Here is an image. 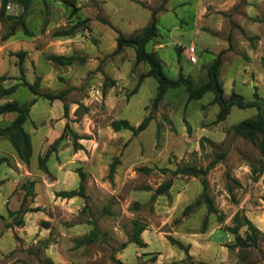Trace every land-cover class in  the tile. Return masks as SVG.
I'll return each mask as SVG.
<instances>
[{
	"label": "rangeland",
	"instance_id": "1",
	"mask_svg": "<svg viewBox=\"0 0 264 264\" xmlns=\"http://www.w3.org/2000/svg\"><path fill=\"white\" fill-rule=\"evenodd\" d=\"M66 1L31 0L25 11L12 1L0 16V87L20 84L22 67L26 81L38 83L39 93L18 85L0 104L35 99L24 126L30 133L51 114V129L63 139L61 155L55 148L50 166L56 170L63 165L67 173L61 186L47 184L56 178L38 162L46 154L39 156L40 138L51 131L45 125L40 137L33 134V166L24 164L0 136V160L7 159L0 161V264H264V156L259 138L251 141L234 131L235 125L253 119L257 109L233 107L224 121L216 122L219 108L213 95L189 100L181 86L168 90L152 111L155 79L145 78L132 93L148 65L135 64L133 48L114 53L116 31L140 33L156 11L157 36L147 50L160 58L168 77L182 74L200 86L207 81V67L223 51L225 97L235 91L248 101L255 92L264 98V0H70L75 10ZM68 30L70 35H56ZM9 33L13 35L7 37ZM193 46L196 63L189 60ZM51 55L75 61L59 65ZM43 94H63L65 102ZM55 101L62 114L56 113ZM150 113L149 126L138 135L111 126L126 119L137 127ZM59 120L63 129L55 126ZM7 124V119L0 121V128ZM214 161L207 180L217 212L208 213L202 203L185 216V208L202 194V178L172 177L160 170L206 168ZM143 167L152 171H141ZM80 172L86 174V199L59 197L60 188L79 189ZM170 178L168 195L152 199L153 191L142 190L156 189ZM29 182H34L32 188ZM25 195V208L36 211L24 214V224L16 226L19 216L8 210H18ZM237 213L259 229L257 246L234 247L236 235L230 228ZM134 221L146 228L141 234L145 247L128 243ZM92 232V243L78 245ZM238 234L245 237L246 227ZM169 237L189 245L192 259Z\"/></svg>",
	"mask_w": 264,
	"mask_h": 264
},
{
	"label": "trees",
	"instance_id": "2",
	"mask_svg": "<svg viewBox=\"0 0 264 264\" xmlns=\"http://www.w3.org/2000/svg\"><path fill=\"white\" fill-rule=\"evenodd\" d=\"M15 2L16 4L21 5L24 8V11L30 5L31 0H1V10L0 16L4 17L6 14V7L10 2ZM69 6H71L74 10L77 9V6L74 1H66ZM156 11H152L151 13V21L148 25H146L143 30L135 35L126 36L120 31L117 32V46L115 50V54H119L124 48L130 47L134 49L135 52V64L139 65L140 63H145L148 65L149 70L147 73L142 74L139 77L138 83L133 90V94H136L144 81L147 77H152L157 82V92L152 101V111H155L160 102L163 100L164 96L168 92V90L172 88H179L181 86L185 87L188 93L189 100H199L201 99L206 93H211L213 95V104L217 105L219 111L216 116V122L224 121L227 116L230 114L231 109L233 107H237L239 109H250L256 108L257 114L253 119L242 121L241 123L234 126V131L236 135L243 136L245 138L250 139L251 141H255L256 139H260L259 142V149L261 154L264 156V98H260L258 94L254 93V100H245L244 97L235 91H232L228 98L225 97V90L223 84L220 80V71L223 63V51L220 52L214 61L207 67V81L200 85L195 86L193 80L189 77H184L182 74L179 75L177 79H171L165 73L162 62L160 58L152 52L147 50V45L157 36V18H156ZM23 29L26 31L25 26ZM72 33L71 30L68 31H61L57 32V36H64L70 35ZM13 35V33L7 34L8 36ZM5 37V36H4ZM22 59V58H21ZM49 59L54 61L59 65H71L74 63L75 58L72 56H64V55H51ZM21 78L20 84H16L9 88L0 87V99L12 95L18 85L26 86L33 94L39 95L37 91L38 83L31 84L26 81L24 76V70L21 67ZM106 87V86H105ZM104 87L103 94L106 95V88ZM42 97H45L49 100H61L65 102L63 94H43ZM36 102V100H32L29 103L20 104L18 102H7L4 104H0V115L14 113L15 119L7 124L6 126L0 128V136L6 137L11 146L13 147L14 151L18 155L19 159L26 165H29L33 155V147L32 141L29 133L25 130L24 125L28 121L29 112L31 106ZM64 113L67 114L68 108L64 104ZM151 111V112H152ZM152 114L146 117L139 126L135 127L130 124V122L126 119L115 120L112 122L111 126L115 131L120 130H129L134 135H138L139 133L143 132L149 126L151 121ZM68 129V124L65 126V130ZM63 139L61 135L59 139L50 147V149L46 152L45 156L40 157L38 159L39 166L46 174H49V170L47 168V161L51 157L52 153L55 151L56 146L60 143ZM75 148L77 149V142L75 139ZM1 162L7 161L6 158H2ZM118 158L111 164L109 176L113 177L116 171V164L118 163ZM216 161L212 162L206 168H197L194 166H185L179 167L175 170H168V169H161L160 171L163 174L168 172L171 173L172 177L179 176V175H187L193 177H201L202 178V194L199 199L195 201L194 204L187 206L184 210V215L186 216L190 211L194 208L200 206L202 203L206 204L208 213H215L217 212L214 202L208 193V180L207 175L209 170L216 165ZM141 171L146 173H150L152 169L150 168H141ZM85 180L86 174L80 172V185L78 190H71V191H63L59 192L57 195L62 198H74V197H82L86 199L85 195ZM30 187L34 186V182H29ZM173 186V178L163 182L160 184L156 189L151 188L150 186H146L142 188V190L146 191H153L152 199H156L158 196L168 195L170 189ZM229 191L231 192V188L228 187ZM28 196L25 195L21 202V206L18 210H8L10 216L17 217L18 219L15 221L16 226H22L24 224L23 215L29 211H36L34 209H26L25 204L27 202ZM138 205V204H136ZM234 223L236 224L234 227L230 228L232 232L236 235L235 239L236 242L234 247H239L240 249H245L251 245L257 246L258 243V236L260 234L259 229L247 218L245 215H241L237 213L234 216ZM246 227V236L242 237L238 234L240 228ZM145 226L138 221L133 222V232L128 243H134L139 247H145L146 244L141 238V234L145 231ZM94 233L92 232L87 237L78 241V245L90 244L94 241L93 239ZM169 241L173 245H177L179 248L183 249L187 254L188 259H192V256L189 255V245H185L182 242L176 240L175 238L169 237Z\"/></svg>",
	"mask_w": 264,
	"mask_h": 264
},
{
	"label": "crops",
	"instance_id": "3",
	"mask_svg": "<svg viewBox=\"0 0 264 264\" xmlns=\"http://www.w3.org/2000/svg\"><path fill=\"white\" fill-rule=\"evenodd\" d=\"M46 99V98H45ZM48 101V100H47ZM37 102V101H36ZM36 102L31 106V108H30V112H29V116H30V113H31V111H32V109L34 108V106H35V104H36ZM48 105H50V103H49V101H48ZM53 106H58L57 108L59 109L56 113H59L60 114V112H61V114H62V106L60 105V103L58 102V101H55L54 102V104H53ZM49 112L50 113H52V108L49 106ZM0 116H2V118H0L1 120L0 121H4L5 119H7V121H8V123H11L14 119H15V114L14 113H8V114H2V115H0ZM30 118V117H29ZM29 118H28V120H29ZM52 116H51V114H49L43 121H41V123H39V124H42V125H45L47 128H49V129H51V123H50V120H52ZM44 121H47L48 122V124H46V123H44ZM34 122V121H33ZM26 124V123H25ZM36 124H38V122H36ZM41 125V126H42ZM25 126V125H24ZM41 126L39 125V127H38V129H36L34 126V130H33V132H28L29 133V135H30V137H31V141H32V147H33V151H34V143H33V139H34V136H33V134H37L38 135V137H40L41 136ZM57 128H59V129H63V127H64V122H63V120H59L57 123H56V125H55ZM25 128V127H24ZM26 130V129H25ZM59 133H57V132H55L53 129H51V131H50V133H48V134H46V135H44V136H41V138H40V142H39V145H38V148L40 149V151H39V156H40V154H43L44 152H47L50 148L49 147H51L58 139H59V135H58ZM59 145V144H58ZM57 145V146H58ZM56 146V148H58L59 150H58V156L59 155H61V147L59 148V146L57 147ZM49 148V149H48ZM55 152V151H54ZM54 152L52 153L53 154V156H51V158L49 159V161H48V167H49V172L56 178L55 180H54V182L51 184H49V183H47L48 185H58V186H61V184H62V182H63V179L65 178V177H67V173L65 172V167L62 165V166H60V165H58L57 167V169L56 170H54V168H53V166L51 165L50 166V163L52 162V160H55V156H57L56 154H54ZM16 153V152H15ZM39 159V158H38ZM19 164V163H18ZM32 166L33 165H35V164H33V162H32V160H31V163H30ZM77 179V178H76ZM45 182H46V180H44ZM39 184H36V192H37V186H38ZM59 192H63V191H71L70 189H68V188H60L59 190H58ZM62 198V197H61ZM75 198H77V197H74V198H71V200H74ZM63 199H68V198H63Z\"/></svg>",
	"mask_w": 264,
	"mask_h": 264
},
{
	"label": "built area",
	"instance_id": "4",
	"mask_svg": "<svg viewBox=\"0 0 264 264\" xmlns=\"http://www.w3.org/2000/svg\"><path fill=\"white\" fill-rule=\"evenodd\" d=\"M189 52H190V56H189V60L192 62V63H196L197 62V57H196V49L195 47H191L189 49Z\"/></svg>",
	"mask_w": 264,
	"mask_h": 264
}]
</instances>
